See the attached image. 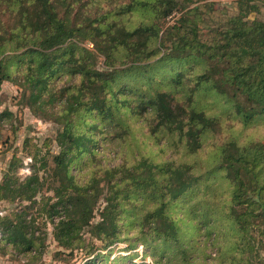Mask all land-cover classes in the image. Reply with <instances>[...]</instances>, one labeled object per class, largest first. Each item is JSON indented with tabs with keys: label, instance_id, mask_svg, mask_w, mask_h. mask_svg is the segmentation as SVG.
<instances>
[{
	"label": "trees",
	"instance_id": "trees-1",
	"mask_svg": "<svg viewBox=\"0 0 264 264\" xmlns=\"http://www.w3.org/2000/svg\"><path fill=\"white\" fill-rule=\"evenodd\" d=\"M177 5L174 0H0L6 13L0 48L14 41L24 46L20 53L0 58V88L16 79L28 92L29 104L41 110L49 106L62 125L52 169L59 178L53 189L57 200L47 214L50 220L58 217L53 237L69 252L82 247L86 228L107 249L120 240L118 222L127 218L155 264H211L215 259L216 264H251L243 223L253 203L264 209V148L259 142L239 146L228 137L212 150L208 165L201 166L198 158L203 142L219 125L206 111L205 98L230 111L243 126L264 116V20L230 17L229 29L216 31L207 48L195 29L190 30L192 37L183 31L188 19L162 31L160 22ZM126 17L142 20L132 25ZM174 31L179 33L175 39L168 38ZM86 41L95 44L103 67H96V54L79 46ZM63 73L70 83L58 97L55 79ZM133 119L142 120L140 128H148L155 148L137 147L134 165L105 167L100 170L106 174L103 179L90 175L85 183L78 182L70 166L83 156L91 158L95 128L107 134L118 129L119 135L134 138ZM164 138L173 140L175 148ZM220 171L224 179L231 178L234 189L216 205L210 200L223 179ZM102 180L106 195L99 186ZM11 183V192L26 200L41 189L37 171ZM201 183L205 187L199 193ZM103 194L100 221L93 225ZM130 198L151 206L127 207L124 200ZM4 218L3 248L30 261L33 233L25 221ZM218 221L227 222L224 229ZM214 245L217 257L212 259L207 250Z\"/></svg>",
	"mask_w": 264,
	"mask_h": 264
},
{
	"label": "rangeland",
	"instance_id": "rangeland-1",
	"mask_svg": "<svg viewBox=\"0 0 264 264\" xmlns=\"http://www.w3.org/2000/svg\"><path fill=\"white\" fill-rule=\"evenodd\" d=\"M107 1L111 2L112 0ZM240 1L243 0H192L191 3L187 0H174V3H178V5L170 14L173 17H167L160 22L162 31L164 32L175 25L181 18L188 19L189 21L181 26L183 31L187 33L188 37H192L190 30L195 29L198 41L205 43L207 48H211L212 35L218 30L224 32L229 29L230 26L227 22L230 17H242L250 21L264 20V0H246L247 2L242 4ZM103 5L104 3H102ZM241 7L243 9H240ZM193 8H197V10L192 12ZM3 9L4 7L1 6L0 23H6V13H3ZM93 10H95L94 6L90 8V11ZM141 20V17H131L130 19L126 17V23L130 22L128 24L132 25H136L135 23ZM177 32L174 31L168 38L175 39L179 34ZM169 41L171 40L165 42L166 47L169 46ZM79 46L96 54L98 57L96 67H103L102 57L93 42H82ZM23 49L22 43L9 42L0 48V52H2L0 58L18 54ZM14 70L15 67H9L10 73L11 71L15 72ZM55 80L57 84L53 91L59 97L62 92L60 90L70 83L68 73H63ZM185 84H187L186 81ZM27 97L28 92L18 86L16 79L2 83L0 88V186H3V189L0 191V218L25 221L28 230L36 238L35 248L31 253L30 261H28L26 256L16 254L11 248L4 249L0 242V264H92V260L97 261L98 264H155L148 254L150 248L144 246L142 235L130 226L127 218L118 222L117 236L120 240L111 244L107 249L101 248V242L96 240V236L90 231V228L82 231L83 245L79 249L69 252L59 247L53 237V223L57 222L58 217L54 216L50 220L47 211L57 200L53 189L58 187L59 178L55 179L52 176V169L55 166L53 157L58 154L60 149L56 137L62 125L57 122L58 118L55 115L50 114L51 112L47 109L49 106H43L42 110L36 106L33 107L29 104ZM46 97L47 95L44 98ZM209 100V97L205 98L206 111L218 118L219 125L211 138L205 139L202 144V151L198 158L201 166L210 163L212 150L228 137L234 138L239 146L259 142L264 148V116L243 126L238 119L232 117L230 111L223 110L220 105ZM129 124L133 129L134 138L131 135H119L118 129L107 134L106 129L95 128L94 140L91 142L93 153L91 158L87 160V157L83 156L70 166V172L78 182L85 183L90 175L103 179L106 174L100 170L105 167L113 168L122 164L134 165L132 153H136L135 148L137 147L143 151L155 148L153 140L149 138L148 128H140L141 119L139 123L133 119ZM165 139L164 141L169 147L175 148L173 140ZM34 171H37L40 181L39 193L31 200L24 199V196H15L16 193L11 192L15 188L11 182L17 181V179L21 181ZM204 171L205 169H202V172ZM131 172L132 169L129 173ZM218 174L223 179H219L217 193L215 195L213 193L210 200L216 205L227 200L231 189H234L231 178L224 179L223 171ZM10 176H12V180L8 179ZM99 186L103 188L106 195V184L103 180ZM199 187V193H201L205 185L201 183ZM104 194L96 207L95 217L92 220L93 225L100 221ZM124 203L127 207L136 204L141 206L140 208L151 206V202H147L143 206L140 203V198L138 201L133 198L125 199ZM251 206L245 217L246 222L243 223L246 227L249 244L252 247L247 256L250 257L251 264H264V209L258 203H253ZM238 209L245 210L246 208ZM220 221H218L219 226L224 229L227 222ZM2 227L4 226L0 223V228ZM131 245L135 246L131 248ZM216 249L217 246L214 245L209 246L207 250L212 259L217 257ZM97 254L100 256H96ZM123 257H127V259L121 260ZM217 262L218 260L215 259L211 264Z\"/></svg>",
	"mask_w": 264,
	"mask_h": 264
},
{
	"label": "built area",
	"instance_id": "built-area-1",
	"mask_svg": "<svg viewBox=\"0 0 264 264\" xmlns=\"http://www.w3.org/2000/svg\"><path fill=\"white\" fill-rule=\"evenodd\" d=\"M169 17H173V15L172 16H169Z\"/></svg>",
	"mask_w": 264,
	"mask_h": 264
}]
</instances>
